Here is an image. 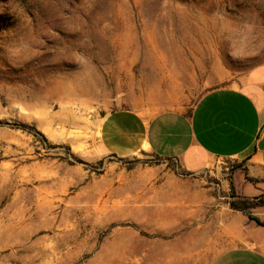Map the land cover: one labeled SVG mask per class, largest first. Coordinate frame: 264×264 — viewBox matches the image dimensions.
Segmentation results:
<instances>
[{
    "label": "rangeland",
    "instance_id": "374dc122",
    "mask_svg": "<svg viewBox=\"0 0 264 264\" xmlns=\"http://www.w3.org/2000/svg\"><path fill=\"white\" fill-rule=\"evenodd\" d=\"M263 66L264 0H0V264H208L235 163L119 159L98 127Z\"/></svg>",
    "mask_w": 264,
    "mask_h": 264
},
{
    "label": "crops",
    "instance_id": "0c3cea01",
    "mask_svg": "<svg viewBox=\"0 0 264 264\" xmlns=\"http://www.w3.org/2000/svg\"><path fill=\"white\" fill-rule=\"evenodd\" d=\"M100 149L119 159L149 153L199 173L215 161L235 163L222 187L228 193L214 236L232 237L208 264H264V206L230 208L236 200L264 198V66L251 71L241 87L207 91L190 111L165 110L146 115L117 110L98 127ZM216 232V233H215Z\"/></svg>",
    "mask_w": 264,
    "mask_h": 264
},
{
    "label": "trees",
    "instance_id": "16d2710c",
    "mask_svg": "<svg viewBox=\"0 0 264 264\" xmlns=\"http://www.w3.org/2000/svg\"><path fill=\"white\" fill-rule=\"evenodd\" d=\"M230 206L233 210L238 211H247L249 209H252L254 207L264 206V201L261 199L255 198L254 200H247V199H241L236 202H231ZM251 220L255 221L258 225L264 226V223H261L259 220H257L254 217H250Z\"/></svg>",
    "mask_w": 264,
    "mask_h": 264
}]
</instances>
